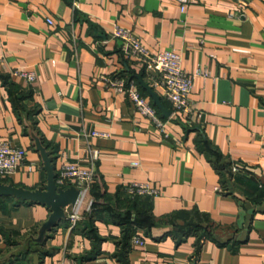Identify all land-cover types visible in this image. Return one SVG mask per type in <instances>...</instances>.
I'll use <instances>...</instances> for the list:
<instances>
[{
  "label": "crops",
  "instance_id": "1",
  "mask_svg": "<svg viewBox=\"0 0 264 264\" xmlns=\"http://www.w3.org/2000/svg\"><path fill=\"white\" fill-rule=\"evenodd\" d=\"M117 26L153 52H180L188 72L209 71L194 80L197 121L161 95L171 112L160 109ZM0 59V140L26 155L0 181L45 186L39 144L56 173L68 161L96 172L75 224L52 226L46 204L0 194V264H264V0H194L185 11L179 0H0ZM118 75L147 91L164 130L109 84ZM132 182L160 194L127 205Z\"/></svg>",
  "mask_w": 264,
  "mask_h": 264
},
{
  "label": "built area",
  "instance_id": "2",
  "mask_svg": "<svg viewBox=\"0 0 264 264\" xmlns=\"http://www.w3.org/2000/svg\"><path fill=\"white\" fill-rule=\"evenodd\" d=\"M182 10L194 0H179ZM49 22L53 20L48 18ZM115 37L120 40L121 50L134 61L144 63L151 71V85L164 98L172 104L173 113L182 112L189 117L190 122L197 121L201 114L193 107L191 93L195 77L208 75V70L198 69L191 73L183 68V56L180 52L165 49L158 52L151 51L143 44L140 37L133 34L129 29L117 26L114 32ZM0 59V64H1ZM13 75L22 76L27 81L36 79V73L32 70L15 68L11 71ZM109 84L119 93H126L132 99L137 109L149 117L158 127L165 129L166 121L159 114V109L152 103L149 96L142 92L136 79L128 76H113L107 78ZM1 82V76H0ZM95 135L104 136L105 133L96 131ZM25 152L13 146L10 141L0 140V177L17 172L25 161ZM140 165L139 161L133 163ZM96 179V172L93 168L84 167L79 162L68 161L62 165L58 172L57 182L60 186H76L80 190V196L76 204L67 207L68 219L77 223L82 218V210L86 205V197L90 192ZM124 192L129 196L138 195L157 196L160 194L158 188L149 183L132 182L123 187ZM93 201L88 208L91 209ZM145 239L140 234H135L132 244H144Z\"/></svg>",
  "mask_w": 264,
  "mask_h": 264
},
{
  "label": "water",
  "instance_id": "3",
  "mask_svg": "<svg viewBox=\"0 0 264 264\" xmlns=\"http://www.w3.org/2000/svg\"><path fill=\"white\" fill-rule=\"evenodd\" d=\"M139 80L143 87L153 97L155 103L168 114L171 112L167 109L160 94L151 86L150 83L146 82L142 76ZM39 148L42 151L45 167L48 171V181L43 187L35 189L17 186L11 183L0 181V194L6 196H13L22 200H30L46 204L52 209V215L49 220V224L52 226L56 225L60 220L67 216V207L77 203L80 190L76 186L63 187L57 182V176L53 159L47 149L39 144ZM36 264H39L40 257H35Z\"/></svg>",
  "mask_w": 264,
  "mask_h": 264
},
{
  "label": "trees",
  "instance_id": "4",
  "mask_svg": "<svg viewBox=\"0 0 264 264\" xmlns=\"http://www.w3.org/2000/svg\"><path fill=\"white\" fill-rule=\"evenodd\" d=\"M141 88V90H142V92L143 93H145L147 96H149L148 95V93H147V91L144 89V88H142V87H140ZM155 106H156V104H154ZM157 107V106H156ZM158 108V107H157ZM159 109V108H158ZM57 174H58V172H57ZM125 194H126V203H127V205H135V204H137L140 200H142L143 199V202H146V201H149L153 196H150V195H146V196H144V195H138V196H135V197H131V196H129L126 192H125ZM100 197V196H99ZM96 200H98V194H97V196L95 197V199H94V202H93V209L94 208H96V206H97V202H96ZM133 233H132V237H131V239H130V241L132 242V238H133ZM123 249H126V247L123 245Z\"/></svg>",
  "mask_w": 264,
  "mask_h": 264
},
{
  "label": "rangeland",
  "instance_id": "5",
  "mask_svg": "<svg viewBox=\"0 0 264 264\" xmlns=\"http://www.w3.org/2000/svg\"><path fill=\"white\" fill-rule=\"evenodd\" d=\"M87 200H88V199H87ZM87 200H86V201H87ZM86 201H85V203H86Z\"/></svg>",
  "mask_w": 264,
  "mask_h": 264
}]
</instances>
